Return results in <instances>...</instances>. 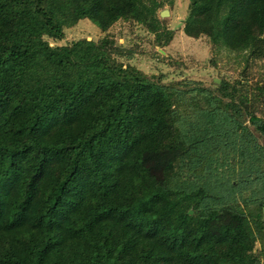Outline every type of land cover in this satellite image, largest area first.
<instances>
[{
    "label": "trees",
    "instance_id": "trees-1",
    "mask_svg": "<svg viewBox=\"0 0 264 264\" xmlns=\"http://www.w3.org/2000/svg\"><path fill=\"white\" fill-rule=\"evenodd\" d=\"M187 1L236 77L130 64L110 30L163 49L175 0H0V264H264V0Z\"/></svg>",
    "mask_w": 264,
    "mask_h": 264
},
{
    "label": "rangeland",
    "instance_id": "rangeland-1",
    "mask_svg": "<svg viewBox=\"0 0 264 264\" xmlns=\"http://www.w3.org/2000/svg\"><path fill=\"white\" fill-rule=\"evenodd\" d=\"M187 3V0H175L172 8H165L168 10V15L162 19L166 20L167 28L174 32V37L169 45L163 49H154L153 52L152 37L145 35L137 27L128 23H117L110 30V35L114 36L118 43L136 50L137 54L130 61V64L145 74L161 75L165 83L172 80L187 79L209 86L212 81H220V77L228 79L236 77L233 71L228 69L220 71L212 67L211 47L206 39L195 40L183 33ZM104 35L106 34L101 33L100 29L91 21L81 19L74 27L65 30L64 40L56 42V44L64 45L80 39L97 40ZM156 50L159 51V56ZM245 193L243 191L246 198L252 192ZM240 203L245 207L242 201Z\"/></svg>",
    "mask_w": 264,
    "mask_h": 264
},
{
    "label": "water",
    "instance_id": "water-1",
    "mask_svg": "<svg viewBox=\"0 0 264 264\" xmlns=\"http://www.w3.org/2000/svg\"><path fill=\"white\" fill-rule=\"evenodd\" d=\"M159 14H160V17H161V18H164V17H166V16L168 15V10L164 9V10L160 11ZM219 82H220V81L217 80V83H219ZM263 212H264V209H263ZM189 214H192V212L190 211Z\"/></svg>",
    "mask_w": 264,
    "mask_h": 264
}]
</instances>
